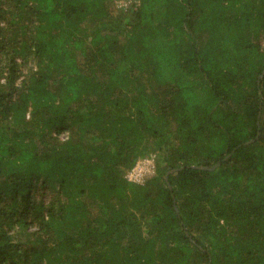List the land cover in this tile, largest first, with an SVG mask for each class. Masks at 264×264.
Segmentation results:
<instances>
[{
  "label": "trees",
  "instance_id": "1",
  "mask_svg": "<svg viewBox=\"0 0 264 264\" xmlns=\"http://www.w3.org/2000/svg\"><path fill=\"white\" fill-rule=\"evenodd\" d=\"M0 264H264V0H0Z\"/></svg>",
  "mask_w": 264,
  "mask_h": 264
},
{
  "label": "rangeland",
  "instance_id": "2",
  "mask_svg": "<svg viewBox=\"0 0 264 264\" xmlns=\"http://www.w3.org/2000/svg\"><path fill=\"white\" fill-rule=\"evenodd\" d=\"M130 1L131 0H116V4L119 7H126L127 4L130 3ZM137 164H138L139 169L138 170L136 169V171L141 172L142 182H143L148 176L152 175V172L154 170L153 168L154 163L152 159H144V160L139 161ZM128 175L129 173H127L126 177H128Z\"/></svg>",
  "mask_w": 264,
  "mask_h": 264
},
{
  "label": "built area",
  "instance_id": "3",
  "mask_svg": "<svg viewBox=\"0 0 264 264\" xmlns=\"http://www.w3.org/2000/svg\"><path fill=\"white\" fill-rule=\"evenodd\" d=\"M136 169L138 170V164L136 165V167H134L132 170H130L129 175L127 178V180L131 183H136V184H140L142 183V176H141V172L136 171Z\"/></svg>",
  "mask_w": 264,
  "mask_h": 264
}]
</instances>
